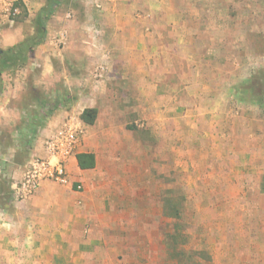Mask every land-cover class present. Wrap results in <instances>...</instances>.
I'll list each match as a JSON object with an SVG mask.
<instances>
[{
    "label": "rangeland",
    "instance_id": "1",
    "mask_svg": "<svg viewBox=\"0 0 264 264\" xmlns=\"http://www.w3.org/2000/svg\"><path fill=\"white\" fill-rule=\"evenodd\" d=\"M57 1L46 28L66 39L75 21L105 45L116 15L123 37L144 31L132 64L113 71L106 49L89 66L81 55L57 65L50 91L27 85L17 101L23 124H53L44 140L69 114L98 110L81 148L98 156L88 264H264V104L245 93L264 103V0ZM8 75L7 87L42 78L29 61ZM46 99L56 109L42 122ZM1 143L11 148L8 134Z\"/></svg>",
    "mask_w": 264,
    "mask_h": 264
},
{
    "label": "crops",
    "instance_id": "2",
    "mask_svg": "<svg viewBox=\"0 0 264 264\" xmlns=\"http://www.w3.org/2000/svg\"><path fill=\"white\" fill-rule=\"evenodd\" d=\"M47 2L48 0H21L25 14L19 15L15 26L0 28V51L22 43L35 33L34 22ZM118 18L119 16L116 15L112 27H109L108 33L111 36L107 34L105 45L93 41L92 34L86 30L85 24L78 25L75 21L69 22L68 39L63 29L52 30V32L47 29L46 40L34 48L28 60L31 66L41 68L42 78L27 77V81L24 82L17 77L15 87L11 83L9 84L11 87L5 85L6 90L0 97V147L1 139L8 134L11 148L0 153V181L4 180L9 189L8 193L1 191L2 182L0 183V264H88L92 258L91 252L86 249L88 250L93 239L90 234L86 236V227L90 218H100V215L94 216L93 212H88L93 200L89 194L92 180L90 171L97 169L98 156L93 150L81 149L83 139L76 153L69 160V185L44 182L31 197L22 202H14L13 188L29 161L35 156L46 155L44 137L48 128L53 125L46 124L41 128L37 124H23L22 118L19 117L23 109L19 108L17 101L19 94L21 96L24 93L27 85L34 91L41 85L44 90L49 89L47 82L52 81V76L57 73V65L59 63L67 67L81 65L82 61L80 62L79 58L81 55L85 65L89 66L95 61H100L103 50L106 49L113 58V71H116L117 64L123 66L132 64L133 52L140 53L138 48L144 47V31L136 25L140 29L132 27L123 37ZM147 27L150 28L149 24ZM60 43L65 46L60 47ZM60 60L62 62H59ZM136 75L137 80L139 78L140 81L145 80V76ZM66 76L72 78L71 75H67V72H65ZM3 78L4 84H6V78L13 81L8 73ZM147 84L150 85L146 82L142 91ZM148 89L149 87H147V94L150 95ZM58 94L59 92L56 94L52 92L51 96ZM25 147L28 151L24 152L26 155L24 163L11 165L14 156L19 154L21 149L25 151ZM79 153L95 154L96 167L81 170L76 158ZM102 181L101 174L95 176L97 185H103ZM78 185L83 186L81 191L76 190Z\"/></svg>",
    "mask_w": 264,
    "mask_h": 264
},
{
    "label": "built area",
    "instance_id": "3",
    "mask_svg": "<svg viewBox=\"0 0 264 264\" xmlns=\"http://www.w3.org/2000/svg\"><path fill=\"white\" fill-rule=\"evenodd\" d=\"M21 0H0V28L13 27L21 14ZM104 67L96 70V76L101 77ZM85 135V125L80 117L68 115L60 126L47 134L44 140L45 156L33 157L21 178L13 188L12 200L22 202L35 194L44 182L58 185H69V160ZM82 185L76 190L81 191Z\"/></svg>",
    "mask_w": 264,
    "mask_h": 264
},
{
    "label": "trees",
    "instance_id": "4",
    "mask_svg": "<svg viewBox=\"0 0 264 264\" xmlns=\"http://www.w3.org/2000/svg\"><path fill=\"white\" fill-rule=\"evenodd\" d=\"M58 4L57 0H48L47 5L40 11L35 20V33L26 38L22 43L8 49L0 51V97L4 93V75L9 73L20 66L27 64L30 53L36 46L43 43L47 37L46 22L52 17L54 8ZM21 14H25L22 3H20ZM255 97V100L260 105H263V93L259 92L258 95L255 90L245 91ZM39 107L42 113L40 114V120L46 122L54 113L56 106L49 101H38ZM98 117V110L96 108L86 109L81 115V120L86 125H94ZM42 124V123H35ZM78 166L81 170H89L96 167V156L93 153H79L76 156Z\"/></svg>",
    "mask_w": 264,
    "mask_h": 264
}]
</instances>
